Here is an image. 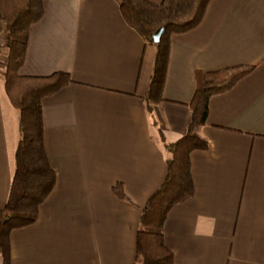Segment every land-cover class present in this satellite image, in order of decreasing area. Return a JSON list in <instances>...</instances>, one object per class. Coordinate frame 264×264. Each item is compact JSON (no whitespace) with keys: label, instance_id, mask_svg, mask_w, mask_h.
Returning <instances> with one entry per match:
<instances>
[{"label":"crops","instance_id":"0c3cea01","mask_svg":"<svg viewBox=\"0 0 264 264\" xmlns=\"http://www.w3.org/2000/svg\"><path fill=\"white\" fill-rule=\"evenodd\" d=\"M42 4L19 74L71 83L41 103L56 183L35 223L10 233L11 264H137L140 216L164 182L167 147L187 133L197 82L249 66L208 102L196 130L207 149L190 154L194 194L170 210L163 240L174 264H264V0H211L197 28L172 35L162 101L151 106L155 48L124 22L121 0ZM19 138L0 78V213ZM118 183L126 200L112 192Z\"/></svg>","mask_w":264,"mask_h":264},{"label":"trees","instance_id":"16d2710c","mask_svg":"<svg viewBox=\"0 0 264 264\" xmlns=\"http://www.w3.org/2000/svg\"><path fill=\"white\" fill-rule=\"evenodd\" d=\"M211 0H163L152 4L146 0H121L119 7L124 22L155 48L153 71L147 94V106L162 101L172 35L194 30L202 22ZM43 16L42 0H0V20L8 32V48L4 75V92L18 112L19 142L15 151V170L9 196L0 213V255L2 264H11L10 233L35 223L39 207L55 187L56 175L44 146L42 100L71 83L68 74L48 77H23L29 31ZM162 29L157 43L154 34ZM235 67L203 74L197 82L189 104L191 119L188 130L167 150V172L163 184L147 200L135 236L137 264H174L173 254L164 244L163 227L170 210L186 202L194 194L190 172V154L207 149V142L196 130L206 122L208 102L229 91L252 71ZM149 102L151 103L149 105ZM120 200H126L122 185L112 188Z\"/></svg>","mask_w":264,"mask_h":264},{"label":"rangeland","instance_id":"374dc122","mask_svg":"<svg viewBox=\"0 0 264 264\" xmlns=\"http://www.w3.org/2000/svg\"><path fill=\"white\" fill-rule=\"evenodd\" d=\"M4 25H5V23H4ZM7 40H8V32H7V27L5 25L2 41H6L4 43L6 44V46L8 48V41ZM2 41L0 42V44L2 43ZM6 55H7V53L5 54L4 58H3V56L2 57L0 56V78L1 79L4 75V69H5V64H6ZM150 104L151 103L149 102V105Z\"/></svg>","mask_w":264,"mask_h":264},{"label":"built area","instance_id":"2783aa9c","mask_svg":"<svg viewBox=\"0 0 264 264\" xmlns=\"http://www.w3.org/2000/svg\"><path fill=\"white\" fill-rule=\"evenodd\" d=\"M4 28H5V25H4V23L0 20V42L2 41V38H3Z\"/></svg>","mask_w":264,"mask_h":264},{"label":"water","instance_id":"95a60500","mask_svg":"<svg viewBox=\"0 0 264 264\" xmlns=\"http://www.w3.org/2000/svg\"><path fill=\"white\" fill-rule=\"evenodd\" d=\"M162 33V29L158 30L155 34H154V42L157 43L159 41V38L161 36Z\"/></svg>","mask_w":264,"mask_h":264}]
</instances>
